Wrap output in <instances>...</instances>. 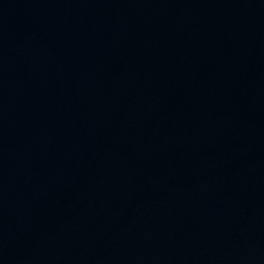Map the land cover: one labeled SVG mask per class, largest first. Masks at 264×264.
<instances>
[{
  "label": "water",
  "instance_id": "95a60500",
  "mask_svg": "<svg viewBox=\"0 0 264 264\" xmlns=\"http://www.w3.org/2000/svg\"><path fill=\"white\" fill-rule=\"evenodd\" d=\"M0 264H264V0H0Z\"/></svg>",
  "mask_w": 264,
  "mask_h": 264
}]
</instances>
